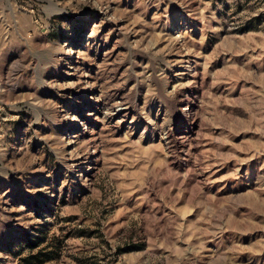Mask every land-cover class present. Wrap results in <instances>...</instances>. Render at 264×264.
Returning <instances> with one entry per match:
<instances>
[{
    "label": "rangeland",
    "instance_id": "rangeland-1",
    "mask_svg": "<svg viewBox=\"0 0 264 264\" xmlns=\"http://www.w3.org/2000/svg\"><path fill=\"white\" fill-rule=\"evenodd\" d=\"M0 264H264V0H0Z\"/></svg>",
    "mask_w": 264,
    "mask_h": 264
},
{
    "label": "trees",
    "instance_id": "trees-1",
    "mask_svg": "<svg viewBox=\"0 0 264 264\" xmlns=\"http://www.w3.org/2000/svg\"><path fill=\"white\" fill-rule=\"evenodd\" d=\"M30 263V262H29Z\"/></svg>",
    "mask_w": 264,
    "mask_h": 264
}]
</instances>
